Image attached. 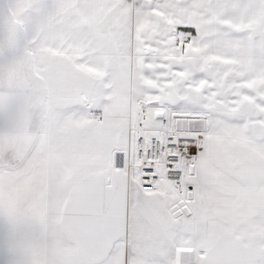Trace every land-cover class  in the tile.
I'll list each match as a JSON object with an SVG mask.
<instances>
[{
    "label": "snow or ice",
    "instance_id": "1",
    "mask_svg": "<svg viewBox=\"0 0 264 264\" xmlns=\"http://www.w3.org/2000/svg\"><path fill=\"white\" fill-rule=\"evenodd\" d=\"M0 264H264V0H0Z\"/></svg>",
    "mask_w": 264,
    "mask_h": 264
}]
</instances>
